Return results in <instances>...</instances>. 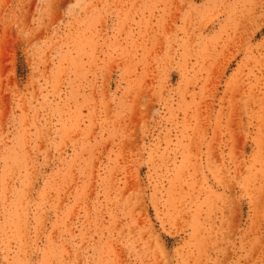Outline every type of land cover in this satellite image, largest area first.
Wrapping results in <instances>:
<instances>
[{
  "label": "rangeland",
  "instance_id": "obj_1",
  "mask_svg": "<svg viewBox=\"0 0 264 264\" xmlns=\"http://www.w3.org/2000/svg\"><path fill=\"white\" fill-rule=\"evenodd\" d=\"M0 264H264V0H0Z\"/></svg>",
  "mask_w": 264,
  "mask_h": 264
}]
</instances>
